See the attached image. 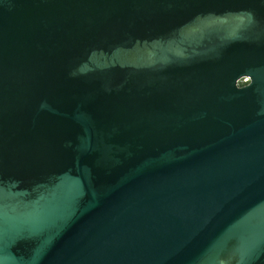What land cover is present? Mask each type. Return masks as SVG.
<instances>
[{
	"label": "water",
	"instance_id": "95a60500",
	"mask_svg": "<svg viewBox=\"0 0 264 264\" xmlns=\"http://www.w3.org/2000/svg\"><path fill=\"white\" fill-rule=\"evenodd\" d=\"M0 264H264V0H0Z\"/></svg>",
	"mask_w": 264,
	"mask_h": 264
},
{
	"label": "flooded vegetation",
	"instance_id": "af4514ba",
	"mask_svg": "<svg viewBox=\"0 0 264 264\" xmlns=\"http://www.w3.org/2000/svg\"><path fill=\"white\" fill-rule=\"evenodd\" d=\"M247 81H248V79H247L246 77H242V78L238 81V83H239V84H245V83H247Z\"/></svg>",
	"mask_w": 264,
	"mask_h": 264
}]
</instances>
